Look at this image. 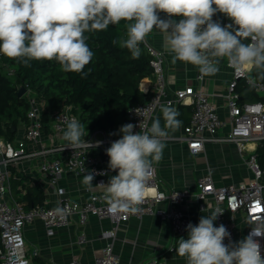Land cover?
Returning <instances> with one entry per match:
<instances>
[{
	"label": "clouds",
	"instance_id": "9594fccd",
	"mask_svg": "<svg viewBox=\"0 0 264 264\" xmlns=\"http://www.w3.org/2000/svg\"><path fill=\"white\" fill-rule=\"evenodd\" d=\"M217 13L232 23L214 20ZM121 21L131 22L126 38L112 43L129 50L133 58L140 57V45L156 29L164 36L173 64L185 62L202 76H212L219 71V58H227L235 69L255 68L264 74V0H0V54L26 66L30 61L55 60L66 73L86 75L94 53L85 33L106 31ZM160 112L163 125L160 117L150 127L140 123L139 132L133 131L137 125L124 124L118 130L121 138L105 150L108 168L117 174L99 185L106 186L104 198L113 212L140 211L168 133L181 124L175 108L161 105ZM84 133V125L70 119L63 132L66 148L101 146L102 141L88 142ZM95 175L107 173L86 169L83 184L91 188ZM223 212L216 209L201 216L198 224L189 223L187 239H176V253L186 264H264L256 239L264 237V225L250 227L247 236L233 242L225 225L214 224Z\"/></svg>",
	"mask_w": 264,
	"mask_h": 264
},
{
	"label": "built area",
	"instance_id": "2783aa9c",
	"mask_svg": "<svg viewBox=\"0 0 264 264\" xmlns=\"http://www.w3.org/2000/svg\"><path fill=\"white\" fill-rule=\"evenodd\" d=\"M226 24H229L228 20L222 25ZM144 45L151 56L149 62L154 85L149 99L130 107L127 111L129 123L137 125L133 129L134 132L140 131V123L150 127L151 119L161 105L176 107L189 103L192 106L191 118L184 126L179 139L186 141L191 152L202 150L204 143L208 141H231L240 151L247 143H254L257 147L264 144V83L251 75L252 69H235L227 58H223L231 68V77L223 94L231 129L226 136L221 137L217 131L223 126L224 121L218 115L212 94L200 87L205 76H202L197 68L194 76L195 86L187 85L170 92L166 83L162 53L149 45L146 40ZM12 73L13 70L10 69L9 74ZM242 79L261 96L260 99L240 100L236 87ZM23 95L28 103L23 135L13 141L0 137V264H32V259L25 250L24 226L35 219H40L44 229L51 234L56 228L66 226L74 214L78 215L81 225L87 221L89 214H94L98 218H109L113 227L101 232V236L112 239L104 245L101 253L95 256L93 264H119L118 257L113 251V240L118 225L130 217L157 216L167 221L172 231L183 236H187L186 226L189 223L198 224L181 209V205L190 195L189 190L186 188L161 190L155 165H153L152 177L147 181L143 202L139 205L140 211L136 214L113 212L104 198L105 191L92 193L84 201L69 199L59 185L64 173L85 175L87 169L90 172L117 174L116 171L108 168L109 157L105 150L111 142L121 138V134L110 135L114 131L101 129L89 134L85 131L84 137L88 142L94 144L96 141H102L101 146L98 148L85 146L75 150L66 148L68 142L63 139V132L66 130L67 122L73 118L80 122L79 116L71 110L72 107L69 105L60 110H51L49 123H45L42 120L45 103L37 99L28 87H25ZM137 108L143 110L136 113ZM45 128L48 130L47 133L44 132ZM141 130L146 129L141 128ZM256 149L246 155V166L251 174L246 184L215 187L209 174L201 175L196 180L197 191L194 194L196 200L201 202L208 195L213 197L214 210L224 211L214 224L225 225L232 241H234L235 220L238 213H241L249 223L246 236L251 231L250 227L264 225V168L259 163ZM22 161L35 166L47 177L49 185L57 195L55 205L48 204L45 199L41 205L26 208L12 193L11 181L17 171V164ZM105 176L95 175L96 183L106 184ZM256 239L259 240L264 255V237ZM228 242L227 239L224 241L225 244ZM69 264L82 263L71 260ZM140 264H158V259L151 256Z\"/></svg>",
	"mask_w": 264,
	"mask_h": 264
},
{
	"label": "crops",
	"instance_id": "0c3cea01",
	"mask_svg": "<svg viewBox=\"0 0 264 264\" xmlns=\"http://www.w3.org/2000/svg\"><path fill=\"white\" fill-rule=\"evenodd\" d=\"M160 16L165 18L164 13H160ZM228 21L231 23V20ZM146 42L163 55L165 78L170 92L187 85H196L194 76L197 67L181 61L173 64L171 54L164 48V36L159 30L154 29L146 37ZM219 61V71L215 75L205 76L200 87L212 94L218 115L224 121L217 134L224 137L231 129L223 97L231 77V68L223 58H219ZM153 85L152 75L140 81V89L145 94L152 93ZM173 108L178 111L177 119L181 121V124L178 128L169 131L162 159L154 165L161 190L167 191L169 188L189 190L190 195L181 205V209L187 216L199 222L201 216L214 210V201L211 195L201 202L196 200L194 194L197 191V178L209 174L215 187L226 184L235 186L246 184L251 177L246 166V155L257 146L254 143H247L240 151L231 141H208L204 143L202 150L191 152L186 141L180 140L179 136L187 125V120L190 121L192 106L188 103ZM157 117L161 118L163 125L160 108L156 110L151 123ZM120 127L114 130L115 134H120L118 131ZM44 132L47 133L48 130L45 129ZM16 169L15 175L24 174L41 186L45 195L44 200L46 199L48 204H56L55 190L49 185L47 177L34 170L35 166L22 161L17 164ZM113 175L115 174L108 173L105 176L106 183ZM83 176L73 172H66L61 176L59 185L64 189L65 196L69 199L84 201L92 193L106 192V186H99L95 177L91 188L83 184ZM248 226V221L241 213H238L233 242L246 236ZM112 227L113 224L109 218H98L94 214H89L87 221L81 225L78 215L74 214L66 226L56 228L53 233L48 234L42 221L35 219L24 226L25 250L28 257L32 259V264H69L71 260H78L82 264H93L95 256L99 255L104 245L112 239L102 237L101 232L110 230ZM181 237L187 239V236L178 235L172 231L169 223L157 216L130 217L118 225L113 240V251L118 257L119 264H140L151 256L158 259V264H186V259L180 257L175 251L176 239Z\"/></svg>",
	"mask_w": 264,
	"mask_h": 264
},
{
	"label": "trees",
	"instance_id": "16d2710c",
	"mask_svg": "<svg viewBox=\"0 0 264 264\" xmlns=\"http://www.w3.org/2000/svg\"><path fill=\"white\" fill-rule=\"evenodd\" d=\"M213 18L221 24L230 20L220 13ZM128 23L131 22L121 21L115 26L110 25L106 31L85 33L88 37L86 43L94 53L85 66L86 75L66 73L55 60L30 61L26 66L19 60L0 54V137L13 141L18 127L26 124L28 103L25 95L18 96L20 86L28 87L37 99L46 101L42 112L45 123H49L51 110L69 105L79 116L87 134L98 129L113 132L129 123L128 109L145 102L151 95L142 92L140 81L152 75V68L151 56L144 43L140 45L139 58H133L126 48L113 45V39L126 38ZM10 69L12 74H9ZM251 75L264 83L261 70L252 68ZM236 91L243 101L261 98L243 79L239 80ZM256 150L259 163L264 168V144ZM11 188L26 208L44 202L41 186L24 174L13 176Z\"/></svg>",
	"mask_w": 264,
	"mask_h": 264
},
{
	"label": "rangeland",
	"instance_id": "374dc122",
	"mask_svg": "<svg viewBox=\"0 0 264 264\" xmlns=\"http://www.w3.org/2000/svg\"><path fill=\"white\" fill-rule=\"evenodd\" d=\"M34 95V94H33ZM41 101H43L44 103H46V101L45 100H43V99H41ZM23 130H24V128H23V125H21V126H19L18 127V130H17V133H16V138H15V140H18L22 135H23ZM36 172H39V171H37L36 169H34ZM40 173V172H39Z\"/></svg>",
	"mask_w": 264,
	"mask_h": 264
},
{
	"label": "water",
	"instance_id": "95a60500",
	"mask_svg": "<svg viewBox=\"0 0 264 264\" xmlns=\"http://www.w3.org/2000/svg\"><path fill=\"white\" fill-rule=\"evenodd\" d=\"M25 92V87L24 86H20L19 90H18V96H22Z\"/></svg>",
	"mask_w": 264,
	"mask_h": 264
}]
</instances>
